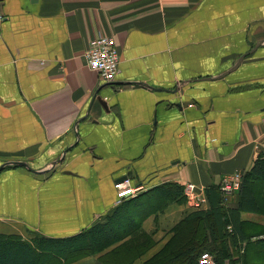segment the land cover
I'll return each instance as SVG.
<instances>
[{
  "label": "crops",
  "instance_id": "crops-1",
  "mask_svg": "<svg viewBox=\"0 0 264 264\" xmlns=\"http://www.w3.org/2000/svg\"><path fill=\"white\" fill-rule=\"evenodd\" d=\"M0 16V233L72 237L147 191L208 189L264 154V0H0ZM105 36L121 55L113 84L85 58ZM127 181L143 190L119 200ZM194 211L149 214L153 246L133 264Z\"/></svg>",
  "mask_w": 264,
  "mask_h": 264
},
{
  "label": "trees",
  "instance_id": "trees-1",
  "mask_svg": "<svg viewBox=\"0 0 264 264\" xmlns=\"http://www.w3.org/2000/svg\"><path fill=\"white\" fill-rule=\"evenodd\" d=\"M261 186L264 191V154L245 172L241 188L233 197L226 200L217 185L208 188L209 209L195 210L180 222L172 239L146 264H199L204 252L211 253L218 264H252L247 257L253 254L256 260L264 261V233L253 240L242 229V213L257 212L262 206L257 191ZM185 199L184 186L168 183L121 203L72 237L48 238L33 233L25 238L0 233V264L75 263L132 236L149 214L163 211L172 203H186Z\"/></svg>",
  "mask_w": 264,
  "mask_h": 264
},
{
  "label": "built area",
  "instance_id": "built-area-1",
  "mask_svg": "<svg viewBox=\"0 0 264 264\" xmlns=\"http://www.w3.org/2000/svg\"><path fill=\"white\" fill-rule=\"evenodd\" d=\"M85 58L88 67L96 72L105 84L115 83L119 73L121 55L114 37L105 36L93 40L85 53ZM243 177L244 174L241 171H237L220 181L221 191L225 198L233 196L240 190ZM117 188L122 190L118 197L119 200L135 196L143 190V187L136 189L129 184L126 185V182L125 184H117ZM184 196L187 205L192 209H203L204 205L208 203L204 189L199 188L195 184H185ZM199 264H218V262L211 253L204 252L199 259Z\"/></svg>",
  "mask_w": 264,
  "mask_h": 264
},
{
  "label": "rangeland",
  "instance_id": "rangeland-1",
  "mask_svg": "<svg viewBox=\"0 0 264 264\" xmlns=\"http://www.w3.org/2000/svg\"><path fill=\"white\" fill-rule=\"evenodd\" d=\"M0 18L2 19V16H0ZM190 94H192V93L190 92ZM190 96H192V95H190ZM174 163L178 164L179 162L175 161ZM28 167L30 168V169H28L29 171H31L34 174H37V173H35L36 171H34L29 165H28ZM238 172H240V171H238ZM241 172L243 174H245L244 171H241ZM42 173L43 172H39V175H44ZM127 184L130 185L129 181L126 182V185ZM187 184H193V183H187ZM196 186H198L201 189H204V191L206 193L207 189L203 188V186H199V185H196ZM217 186H219L221 189V183H218ZM115 187H116L115 189H116V195H117L116 197L118 198L119 194L122 190L117 188V184L115 185ZM257 191L259 193H261L259 196L260 201L262 203L260 210L257 212H244V213H242V220H243L242 229L245 232V234L249 238L251 236V238H253V240L256 239L257 235H262L264 233V191H263V187L262 186L258 187ZM233 196H229V197H233ZM229 197H227V198H229ZM227 198H226V200H227ZM116 202H117V199H116ZM204 206H206V207L209 206V201ZM203 209H204V207H203ZM203 209H198V210H203ZM194 210H196V209H194ZM2 221H4V220H2ZM7 221H8L7 224L13 222L10 219ZM0 223H1V220H0ZM0 227L3 228V230L6 228H9V227H7V225L0 226ZM33 233L40 234L38 232H31L25 238H29ZM174 234H175V229H174ZM150 239L151 238L143 231V223H142L141 227L139 229H136L135 232L132 234V236L121 239L118 243H114L113 245H111L110 247H108L107 249H105L99 253L95 252L92 255L89 254V255H86L84 257H80L75 263L82 262V261H85L87 259H90V258H93L96 256H101L105 251L109 250L110 248H114L111 251V253L106 254V257H102L101 260H98L100 264H133L136 260L142 258L147 253V251L149 249H151V247L153 246V240L151 239L152 240V243H151ZM125 240H127V241L124 242ZM121 242H124L123 243L124 245H122V247H121V245L119 246V243H121ZM142 243H146L147 245H149L148 249L146 248L147 245L144 246ZM130 245H133V246H130ZM131 247H133V249H131ZM101 248H102V246H101ZM101 248H97L95 250L98 251ZM135 248H137V249L134 250ZM156 255H154V256H156ZM255 257L256 256H254V254L249 255L247 257L248 262L252 263V264H264V261H261V259L256 260ZM151 259H149L148 261H150ZM148 261H146L145 263H142V264H146ZM75 263H73V261H72L69 264H75ZM62 264H65V262H62Z\"/></svg>",
  "mask_w": 264,
  "mask_h": 264
},
{
  "label": "water",
  "instance_id": "water-1",
  "mask_svg": "<svg viewBox=\"0 0 264 264\" xmlns=\"http://www.w3.org/2000/svg\"><path fill=\"white\" fill-rule=\"evenodd\" d=\"M32 1H34V2H36L37 0H32ZM261 45V44H260ZM259 45V46H260ZM259 46H257L256 48H258ZM255 48V49H256ZM244 59V56L242 57V58H240V60L238 61V63L231 69V70H229L228 72H226L225 74H223L222 76H226L227 74H229V73H231L232 71H234V70H236L237 68H238V66L240 65V63H241V61ZM208 79H210V78H208ZM142 85H144V84H142ZM148 86V85H147ZM171 93H173V94H176L177 92H178V88H176L175 90H173V91H170ZM99 102H100V104L105 108V110H107V104L105 103V102H103L101 99H99L98 100ZM195 102L193 101V100H190V101H187V102H183V103H178V104H176V106L178 107V108H180V109H182V108H187V107H189L190 105H193ZM11 165H13V166H23V167H25V168H27V169H30L29 167H28V165L26 164V163H23V162H10L9 164H7V165H5V166H11ZM35 173H37V174H39V172H35ZM44 173V172H43ZM42 173V174H43Z\"/></svg>",
  "mask_w": 264,
  "mask_h": 264
}]
</instances>
